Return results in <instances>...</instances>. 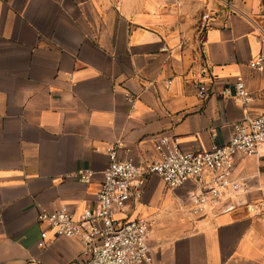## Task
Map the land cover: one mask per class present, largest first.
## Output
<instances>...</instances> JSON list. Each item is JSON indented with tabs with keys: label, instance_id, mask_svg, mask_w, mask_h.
<instances>
[{
	"label": "crops",
	"instance_id": "1",
	"mask_svg": "<svg viewBox=\"0 0 264 264\" xmlns=\"http://www.w3.org/2000/svg\"><path fill=\"white\" fill-rule=\"evenodd\" d=\"M261 55L264 0H0V264H81L77 239L49 231L39 245L38 213L92 208L116 141L135 161L160 134L184 151L228 141L242 104L202 100L196 85L242 77L257 115L264 68L250 63ZM81 168L89 184L68 178ZM234 174L249 193L220 214L188 211L191 183L149 178L128 215L150 222L152 264H264V211L250 210L264 206V148Z\"/></svg>",
	"mask_w": 264,
	"mask_h": 264
},
{
	"label": "built area",
	"instance_id": "2",
	"mask_svg": "<svg viewBox=\"0 0 264 264\" xmlns=\"http://www.w3.org/2000/svg\"><path fill=\"white\" fill-rule=\"evenodd\" d=\"M210 14L205 13L207 21ZM250 66L264 68V55L253 59ZM202 100L218 95L232 97L243 106V117L233 124L230 138L223 144L207 150L184 151L177 136L160 134L155 138L154 153L148 159L135 161L132 149L122 141L107 149L109 164L102 173L92 208H86L77 217L65 204L53 210H41L38 222L41 231L40 246L52 239L66 237L82 244L81 264H152L154 255L149 243L150 222L143 218L131 219L129 209L143 198L151 176H158L168 189H178L191 183L188 211L197 215L207 210L215 214L228 212L242 204V196L249 193L243 177L234 174L236 163L247 156L258 155L264 148V111L251 115L247 106L252 100L242 77L218 90L216 80L196 85ZM234 89V92L231 91ZM89 184L94 172L81 168L68 175ZM260 215L264 206H252Z\"/></svg>",
	"mask_w": 264,
	"mask_h": 264
},
{
	"label": "rangeland",
	"instance_id": "3",
	"mask_svg": "<svg viewBox=\"0 0 264 264\" xmlns=\"http://www.w3.org/2000/svg\"><path fill=\"white\" fill-rule=\"evenodd\" d=\"M217 3V2H216ZM218 4V3H217ZM208 14H210V13H208ZM172 195L174 196L175 194L174 193H172Z\"/></svg>",
	"mask_w": 264,
	"mask_h": 264
}]
</instances>
